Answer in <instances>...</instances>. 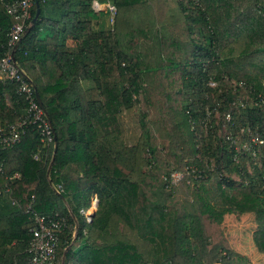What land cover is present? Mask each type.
<instances>
[{"label": "trees", "instance_id": "obj_1", "mask_svg": "<svg viewBox=\"0 0 264 264\" xmlns=\"http://www.w3.org/2000/svg\"><path fill=\"white\" fill-rule=\"evenodd\" d=\"M12 1L0 0V57ZM31 14L14 55L55 135L45 146L29 125L0 143V188H12L0 191V264L30 257L33 195L38 213L66 219L65 264H235L220 222L172 180L198 156L216 165L223 203L255 214L264 252V0H32ZM141 101L129 143L122 113ZM26 107L17 82L0 79V127ZM238 137L263 152L252 173Z\"/></svg>", "mask_w": 264, "mask_h": 264}, {"label": "built area", "instance_id": "obj_2", "mask_svg": "<svg viewBox=\"0 0 264 264\" xmlns=\"http://www.w3.org/2000/svg\"><path fill=\"white\" fill-rule=\"evenodd\" d=\"M31 6L32 0H13L7 4L8 11L15 16L16 22L9 32L7 50L0 57V79H11L17 82V92L25 97L27 107L25 115L0 127V143L4 147L19 142L29 125L37 127L45 146L54 143V128L45 108L37 98L35 85L14 55V50L31 18ZM107 6L110 8L113 22L117 8L111 3H107ZM34 157L39 159L40 152H36ZM0 170H2L1 167ZM178 175L182 174L178 171L174 172L173 178ZM15 176H19V174L16 173ZM59 187L61 188V186ZM2 190L10 192L12 188L10 186H6L4 189L1 187L0 191ZM34 200L35 196L33 195L25 209L27 213L34 217V223L29 228L32 239L28 246L30 257L26 264H61L58 246L61 240V233L67 224L66 219L56 215L38 213L32 206ZM13 202L15 203L16 200L13 199ZM82 211L87 221H90L92 214H89L85 209Z\"/></svg>", "mask_w": 264, "mask_h": 264}, {"label": "rangeland", "instance_id": "obj_3", "mask_svg": "<svg viewBox=\"0 0 264 264\" xmlns=\"http://www.w3.org/2000/svg\"><path fill=\"white\" fill-rule=\"evenodd\" d=\"M94 7L96 10H100L105 8L106 5L94 1ZM112 23L111 17L109 20L108 18L106 19V26L111 27ZM144 107V103L141 101L131 109L123 110L122 114L124 127L126 126L124 133L127 134L125 135L127 140L133 138L130 136V134L134 136L136 135L137 129H140L138 123V114L139 111ZM203 130L205 131V126H203ZM201 132L202 131L199 130V133ZM200 136L201 135L199 134V137ZM250 144L251 143L249 140H241L240 137H238L236 140V149L245 153L244 155L247 156L245 161L246 168L252 173L254 172L255 165L261 167V158L263 152L262 150H254ZM204 145H206L205 141L200 143L202 148ZM184 162L185 169L180 171L178 170V172L182 175L174 176L173 181L174 183L181 184L186 189V191H188V193L191 195V198L197 202L202 212L210 213L216 220L220 222L221 225L222 223L225 225H230L237 222H252L258 224L256 221V216L253 212H251L252 214H244V212L241 210L223 203L218 189L220 173L216 169V165L214 163L204 162L200 156L195 159L193 157L186 158ZM231 174L236 180L240 179V175L237 172L233 171ZM93 201L94 202H92V205L85 209L89 214H93V212L99 207V200L96 199ZM72 235L73 240L71 246L77 247V245H79V242L77 241L78 225L72 227ZM60 259L61 264H65L63 255L60 256Z\"/></svg>", "mask_w": 264, "mask_h": 264}, {"label": "crops", "instance_id": "obj_4", "mask_svg": "<svg viewBox=\"0 0 264 264\" xmlns=\"http://www.w3.org/2000/svg\"><path fill=\"white\" fill-rule=\"evenodd\" d=\"M125 128L126 126L124 130ZM139 130L140 129H137L136 135L134 136L130 134V136L133 137L130 140H127L125 137L126 141L129 143L136 141L140 133ZM96 199L97 198L93 200ZM245 213L252 214L251 212H244V214ZM221 226L234 252L235 264H264V252L258 249L254 239L258 224L252 222H237L230 225L222 223Z\"/></svg>", "mask_w": 264, "mask_h": 264}, {"label": "water", "instance_id": "obj_5", "mask_svg": "<svg viewBox=\"0 0 264 264\" xmlns=\"http://www.w3.org/2000/svg\"><path fill=\"white\" fill-rule=\"evenodd\" d=\"M39 13H40V8H38L37 14H36V16L33 18V20H32V23H33V24L36 22ZM35 88H36L37 98H38V100L42 103V99H41V96H40V94H39V91H38L37 87H35ZM94 212H95V211H94ZM94 212H93V213H94Z\"/></svg>", "mask_w": 264, "mask_h": 264}]
</instances>
